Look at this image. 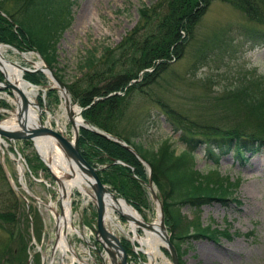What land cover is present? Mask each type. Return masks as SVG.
I'll use <instances>...</instances> for the list:
<instances>
[{"label": "rangeland", "instance_id": "374dc122", "mask_svg": "<svg viewBox=\"0 0 264 264\" xmlns=\"http://www.w3.org/2000/svg\"><path fill=\"white\" fill-rule=\"evenodd\" d=\"M36 1L38 5L41 0ZM169 1L73 0L68 9L71 10V20L56 42V68L63 75L66 84L84 87L85 74L88 72L80 68L78 63L85 50L93 46L97 48L96 54L100 55L97 68L101 66L105 56H108L107 60L110 61L121 53L129 55L122 57L123 64L116 66L114 72L126 68L136 71L137 64L133 63L131 57H138V47L143 40L156 41L168 28L164 23L165 14L170 10ZM204 1L205 5L200 6L202 11L196 15L189 33L184 29L180 30L179 40L182 44L179 55L175 56V52L171 51L155 60V63L163 62H159L157 68L146 66L137 69L135 76L130 77L125 84L128 87L129 83L134 82L135 85L130 89H125L123 85L116 92L120 96L119 108L123 107V113L116 122L117 128L126 134L132 128L138 129L139 135L134 139L141 140L146 146H156L161 139L167 138L174 152H180L185 146L178 137L179 132L172 130L174 126L181 127L182 132L186 134L203 130L205 127L212 130H244L253 124L244 114L245 106L229 94L228 88L259 73L264 79V45L250 48L235 33V28L239 26L255 25L264 28V25L249 19L243 9L228 0ZM250 1L254 4L253 9L264 10V0ZM20 8L21 4L18 2L7 0L2 10L14 11ZM138 10H148V13L139 18ZM131 42L133 46L129 47ZM1 45V54L11 62L26 68H32L36 63L42 65L36 53L30 50L20 53L9 45ZM104 50L107 52L103 53ZM144 69L148 72L146 77H143ZM44 77L42 83L34 85L35 99L38 102L39 94L41 99L40 119L47 126L70 136L71 127L64 112L62 98L58 90L45 85L53 83L49 77ZM257 85L262 87L263 84L260 82ZM1 102L8 107H0V121L11 119L10 121L14 122V95L9 96L7 92L0 91ZM76 105H79L77 101ZM14 146L20 155L26 158V163L19 160L22 165L20 182L26 185L28 192L20 187L18 165L12 158L15 156L14 152L10 150L11 152L6 153L3 148L5 153L3 159H0V166L3 162L7 176L5 178L4 173L0 172V211L8 210L14 214V218H0V264H6L8 258H11L9 264H27L28 258V264H42L45 260L41 254L47 259L53 241L54 217L51 209L57 212L59 210L57 193L33 143L17 141ZM5 147L10 149L9 145ZM192 152L195 168L205 171L213 165L219 175H226L229 180L236 177L238 184L232 196L239 203L229 196L230 199L225 202L211 200L192 206L172 198L174 203L170 211L180 218L177 228H185L193 221L205 227H216L226 231L228 235L216 238L185 236V240L179 245L182 263L264 264V147L253 154H246V159L235 157L228 151L218 155L215 160L213 152L216 153V150L208 153L203 143L196 144ZM155 178V189L160 197H163L167 182L159 173L155 174ZM44 180H50L51 185L46 186ZM124 182L128 190H134L132 185ZM10 183L17 186V190L11 187ZM8 185L14 195L10 193ZM140 191L142 207L136 208L138 214L143 220L155 221L156 211L150 196L143 187H140ZM34 197L49 202L51 209L46 208ZM71 198V221L83 234V222H91L94 210L90 201L81 198L79 193H73ZM165 215L170 224L169 213L165 212ZM115 220L121 229H124L122 232H118V228L108 221L107 224L120 237L131 241L128 235L132 232L127 222L121 217H116ZM135 231L138 235L132 242L134 248H131V242L128 243L129 264H150L148 251L153 255L152 264H170L169 257L156 235L154 241H157L155 243L158 246L157 250L152 251L143 241L147 233L138 226ZM66 233L68 238L70 233ZM20 242L26 247L23 251L19 249ZM71 243L78 255L82 256L80 238L76 236ZM93 253L90 250V254ZM55 259L57 260H53V264H58L57 251Z\"/></svg>", "mask_w": 264, "mask_h": 264}, {"label": "trees", "instance_id": "16d2710c", "mask_svg": "<svg viewBox=\"0 0 264 264\" xmlns=\"http://www.w3.org/2000/svg\"><path fill=\"white\" fill-rule=\"evenodd\" d=\"M6 1L0 0V42L12 45L19 50H36L54 74L64 81L63 75L56 68V42L71 20V10L68 9L73 0H41L42 2L40 1L38 5L36 0H12L21 4V8L14 11L2 10ZM228 1L243 9L249 19L264 25V10L253 9L254 4L252 1ZM203 4L205 5L204 0H170L168 4L170 10L165 14L166 20L164 23V26L168 25L167 30H164L163 36L156 41L143 40L138 47V57H131L133 63L137 64L135 67L139 69L151 66L155 69L159 66L158 63L162 62L155 63L157 58L171 51H174L175 56H178L182 44V41L179 40L180 30L184 29L189 33L192 23L196 20V15H199L202 11L200 6ZM147 13L148 10H138L139 18L145 17ZM235 33L250 48L264 45L263 26H239L235 28ZM219 41L220 39L217 43ZM132 46L133 42L130 43L129 47ZM223 47L225 48V45ZM96 49L95 46L86 49L85 54L81 56L78 63L80 68H84L88 72L85 74L84 87L76 85L74 87L73 84H67L68 90L79 105L84 106L81 109V116L88 123L121 138L151 167L154 184L157 182L156 173L165 178L167 189L163 197L161 196L164 222L170 234L169 239L175 246L178 262L183 264L180 259L179 245L183 239L185 240V236L196 235L216 238L217 236L228 235L226 231L224 232L212 226L205 227L193 221L185 228H177L180 218L176 213L170 211L174 203L172 198L182 200L192 206H198L211 200L225 202L230 198L235 199L232 193L238 184L237 180H229L226 175H219L213 165L205 171L195 168L192 161V151L196 144L203 143L208 153H212L211 151L214 149L216 150V153L213 152L215 160L219 154L227 153L229 150L235 156L243 158V153H254L264 145L263 76L259 73L255 77H247V80L244 78L228 88L229 94L240 100L245 106L244 114L253 122V124H250V128L244 130L230 128L212 130L205 127L203 130L185 134L180 129L181 127L174 126L172 130L179 132L178 137L185 146L180 152L175 153L173 147L167 142V138L161 139L156 146H146L141 140L134 139L139 135L138 129L134 130L132 128L126 134L117 128L116 122L123 113V107L119 108L120 96L116 92L123 85L125 86L130 77L135 76L137 69L135 71L133 68H126L114 72L116 66L123 64L122 57L129 55L121 53L117 58L110 61L107 60L108 56H105L104 61L100 64L101 66L97 68L100 55L96 54ZM147 74L148 72L144 70L143 77H146ZM23 78L31 83H42L45 80L41 71L24 72ZM260 82L263 84L262 87L257 85ZM134 85L135 83L131 82L128 87L125 86V89L126 87L130 89ZM95 95H97L96 98H94ZM0 104L6 105L4 102ZM77 143L82 156L90 164L100 167L97 174L103 183L108 185L115 193L123 196L133 207H142L140 187L143 186L131 173L133 172L138 178L145 179L146 171L140 160L130 150L114 140L84 127H79ZM114 158L127 164L112 161ZM0 172H3L1 166ZM124 181L132 185L134 190H128ZM8 189L14 195L10 186ZM236 202L239 201L236 200ZM165 212L169 213L170 224H168ZM170 212L172 215H170ZM0 218L12 220L14 214L8 210H1ZM124 246L127 250L126 244ZM25 248L24 243L20 242L19 249L23 251ZM16 258L21 261L20 258ZM10 259H7L6 264H9Z\"/></svg>", "mask_w": 264, "mask_h": 264}, {"label": "water", "instance_id": "95a60500", "mask_svg": "<svg viewBox=\"0 0 264 264\" xmlns=\"http://www.w3.org/2000/svg\"><path fill=\"white\" fill-rule=\"evenodd\" d=\"M0 44L7 45L5 43H0ZM18 52L21 53L20 50H18ZM34 52L37 54V56L41 60L42 65L34 64L33 68H26L14 62H11L7 60L6 58L4 59L7 60L12 65L16 66L21 71H42L51 79V81L54 84L47 85V86L54 87L55 89L59 91L60 95L62 96L65 114L69 121L71 130H72V135L66 136L60 130L43 124L40 119V107L36 100H35L34 105L37 109V122H32L29 119L27 115V98L19 90L17 85L6 77V74L3 72L1 68L3 64L0 60V75L2 77V80H0V90L2 89L10 90L11 93L14 95V99H15V107L12 113V116L14 115L15 124L4 125L0 123V139H6L8 142H10L11 147L14 150L17 157H20L23 161H24V158L21 157L20 153L15 149L14 145L12 144L13 141L20 140V139H28L32 141L34 145L35 139L39 137L50 136L51 138L54 139L56 145L61 150L63 157L65 158L67 162L68 172H63V174L57 175L55 174V172H52L47 162L45 161L43 162L46 166V169L50 177L53 179L56 185L55 190L57 191V194H58V200L62 201V198L63 200L64 199L66 200L63 182L73 178L75 176L73 172V168L76 169V171L79 173L83 181V191L88 194L95 208V229L92 231L93 238L95 241L99 243L101 248L107 253L111 264H128V261L126 257L125 248L121 244L119 238L114 233H112L110 230H108L105 226L104 216H105L107 207L111 208L116 213H118L128 223H133L134 225L138 226L139 228L145 231L154 232L159 237L163 246L167 250L169 257H170V264H178L176 250L173 244L169 241L168 233L166 232V228L164 225L162 202L152 182L151 168L147 165L148 173H147L146 179H140L137 177L136 178L147 188L150 194V197L152 199V202H153V205L156 211V219H157L156 223L145 221L141 218L140 219L134 218L130 214L124 213L122 211L121 207L118 206L117 204L119 199H122L123 202L129 207L132 208V206L127 201H125L123 197L116 196L113 193V191H111L108 188V186L102 183L96 172L100 167L91 165L82 156L77 146L78 126L90 129L101 136L114 140L115 142L119 143L120 145L130 150L140 161H142L143 163H145V161L142 158H140L139 155H137V153L133 150V148L130 145L126 144L122 139L114 135H111L107 132H104L102 130H99L93 127L92 125H90L87 121H85L80 116L81 107H77L76 111H73L70 108V105H74L76 103L75 98L71 97L69 99V91L66 85L55 76V74L53 73L51 68L48 66V64H46L43 61V59L40 58L37 51L35 50ZM28 62L33 63L30 60H28ZM75 115H77V117L79 118L78 123H75V120H74ZM0 152H1V159H2L3 151H2L1 145H0ZM38 156L41 158L39 153H38ZM112 161H115L121 164H126L124 161L115 159V158L112 159ZM4 171H5V174H7L5 168H4ZM131 174L132 176L135 177L133 172ZM21 188L28 192V189L24 184H21ZM67 210H68L67 219H68V222L70 223L68 205H67ZM60 217L61 218L63 217L61 209L59 210V213H54V221H55L54 240L51 245V251H50L46 264H51L53 260V251L56 247L57 239L59 237L58 222H59ZM71 227L73 228V226ZM61 236H62V241L64 245L68 248L69 252L70 253L73 252L70 244L66 240L65 229L63 230ZM96 252L97 254L99 253V248H96ZM74 258H78L75 253H74Z\"/></svg>", "mask_w": 264, "mask_h": 264}, {"label": "bare ground", "instance_id": "6f19581e", "mask_svg": "<svg viewBox=\"0 0 264 264\" xmlns=\"http://www.w3.org/2000/svg\"><path fill=\"white\" fill-rule=\"evenodd\" d=\"M1 49H2V46L0 44V60L3 64L1 66V68H2L3 72L6 74V77L10 81H13L17 85L19 90L27 98V115L32 122H37V111L34 107L35 106L34 103H35L36 88H35V86L27 83L25 80L22 79L20 69H18L16 66L12 65L11 63H9L7 60L4 59L3 54H1ZM36 65H39V63H36ZM70 108L73 111H76V109H77V107L74 105H70ZM57 119H59V118H57ZM78 119L79 118L77 117V115H75L74 116L75 123H78ZM10 120L9 121L3 120L0 123L4 124V125L15 124V122H11ZM34 146H35L37 152L39 153V155L41 156V158L43 159V161L48 163V166L50 167L52 172H55V174H57V175L63 174V172H68L67 162H66L65 158L63 157L61 150L56 145L53 138H51L50 136L36 138L34 141ZM17 168L19 170H21V165L18 164ZM73 172H74L75 176L73 178L63 182L66 200L62 199V202H61L62 209H63L62 210L63 217L61 219H59V222H58V235H59V237L57 239V247L60 244V247H58V248H60L62 251H64V243L62 241V236H61V234L63 232L62 230L65 228H66V230L70 229L69 224H68V219L66 217L67 212H68V210H67V205H68L67 195L69 193V190L71 191L72 188H76L77 190H80L83 192L82 178L80 177V175L76 171V169L73 168ZM117 204H118V206L121 207V209L124 213L130 214L134 218L140 219V215L136 211H134L131 207L126 205L122 199H119ZM108 218L111 219V217H108ZM156 221H157V219L153 222L156 223ZM131 225H134V224L132 223ZM154 234L155 233L152 231H147V236H145L143 239V241H145V243L147 245H149L150 248H152V251L157 250V246H158L155 243L157 241H154V238H157L154 236ZM152 242H154V243H152ZM71 256H74V251L71 252ZM152 256L153 255H151L150 251H148V257H149L151 263H152Z\"/></svg>", "mask_w": 264, "mask_h": 264}, {"label": "flooded vegetation", "instance_id": "af4514ba", "mask_svg": "<svg viewBox=\"0 0 264 264\" xmlns=\"http://www.w3.org/2000/svg\"><path fill=\"white\" fill-rule=\"evenodd\" d=\"M61 202H62V201H61ZM61 206H62V204H61ZM63 230H64V229H63ZM58 247H60V244L58 245ZM64 249H65V245H64ZM65 250H66V249H65ZM65 250H64V251H65Z\"/></svg>", "mask_w": 264, "mask_h": 264}]
</instances>
